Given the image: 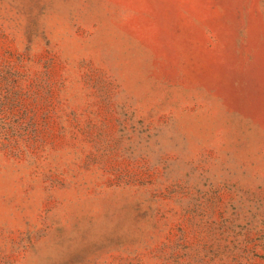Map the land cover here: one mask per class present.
I'll return each mask as SVG.
<instances>
[{"label":"rangeland","instance_id":"1","mask_svg":"<svg viewBox=\"0 0 264 264\" xmlns=\"http://www.w3.org/2000/svg\"><path fill=\"white\" fill-rule=\"evenodd\" d=\"M0 264H264V0H0Z\"/></svg>","mask_w":264,"mask_h":264}]
</instances>
